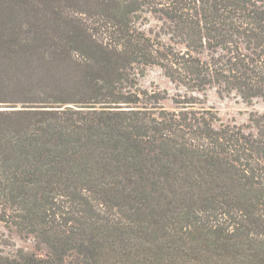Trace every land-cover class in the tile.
<instances>
[{
  "label": "trees",
  "instance_id": "1",
  "mask_svg": "<svg viewBox=\"0 0 264 264\" xmlns=\"http://www.w3.org/2000/svg\"><path fill=\"white\" fill-rule=\"evenodd\" d=\"M209 89L264 100V0H0V221L34 243L0 264H264V112Z\"/></svg>",
  "mask_w": 264,
  "mask_h": 264
},
{
  "label": "rangeland",
  "instance_id": "2",
  "mask_svg": "<svg viewBox=\"0 0 264 264\" xmlns=\"http://www.w3.org/2000/svg\"><path fill=\"white\" fill-rule=\"evenodd\" d=\"M154 22L152 25L154 26ZM140 86L153 92L168 96L169 98L162 103L168 109H174L171 99L178 93H184L183 89H178L176 85L164 74L159 66H151L146 74L139 79ZM201 104L198 107L210 110L217 116L216 124H247L254 112H264V100L255 99L251 103L245 102L236 94L220 95L216 89H209L204 94L196 92ZM13 242L16 246H10L7 242ZM16 247H26L33 249L34 243L30 239L22 237L15 228H9L4 222L0 221V251L8 252Z\"/></svg>",
  "mask_w": 264,
  "mask_h": 264
}]
</instances>
